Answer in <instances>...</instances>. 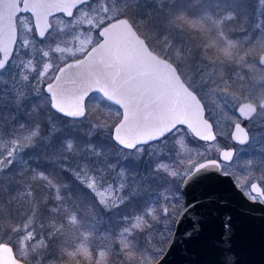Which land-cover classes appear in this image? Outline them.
Here are the masks:
<instances>
[{
    "label": "snow or ice",
    "instance_id": "1",
    "mask_svg": "<svg viewBox=\"0 0 264 264\" xmlns=\"http://www.w3.org/2000/svg\"><path fill=\"white\" fill-rule=\"evenodd\" d=\"M6 106L31 114L8 129L0 123V264H158L154 225L179 212L176 223L191 221L190 240L201 230L198 209L213 202L189 200L191 185L223 175L264 205V139L259 163L213 146L221 135L251 145L245 122L264 120V0H0ZM165 142L167 155L153 151L142 173L118 171L111 183L71 163L143 157L145 146ZM25 169L22 186L3 179ZM144 184L151 195L137 199ZM36 186L48 193L43 201L29 200ZM118 203L127 214L97 244L93 217ZM222 227L216 264H238L230 215Z\"/></svg>",
    "mask_w": 264,
    "mask_h": 264
},
{
    "label": "water",
    "instance_id": "2",
    "mask_svg": "<svg viewBox=\"0 0 264 264\" xmlns=\"http://www.w3.org/2000/svg\"><path fill=\"white\" fill-rule=\"evenodd\" d=\"M220 150L234 153L233 147ZM187 192L189 200H203L210 195L214 199L211 204L198 209L201 230L192 239L186 240L184 237V233L191 228V221L187 217L174 223L170 241L158 258V264H216L225 214L232 217V246L238 264H264V205L247 201L231 180L223 175L193 184ZM179 215L178 212L175 221L179 220Z\"/></svg>",
    "mask_w": 264,
    "mask_h": 264
},
{
    "label": "trees",
    "instance_id": "3",
    "mask_svg": "<svg viewBox=\"0 0 264 264\" xmlns=\"http://www.w3.org/2000/svg\"><path fill=\"white\" fill-rule=\"evenodd\" d=\"M185 2H187V0H181V3H185ZM205 2H207V0H205ZM199 7L200 5L197 3L189 4V10L193 12L197 11ZM146 10L152 11L151 9H147V8ZM241 35L242 33L239 30H236L233 33L234 38H238ZM30 114L31 112H28V113L25 112L24 114L12 112L10 108L6 106L4 109L0 110V123L3 124L5 129H8L14 124L16 120L23 121L27 119V116H30ZM47 118L48 117L44 118V122H46ZM114 119L115 117H113V120ZM111 122L112 121H109V123ZM59 126H60V123L56 125V127H59ZM221 139L222 138L219 136L218 137L219 142L218 143L214 142L213 146H216V145L220 146L224 144L223 140ZM147 147L148 146H145V148ZM170 147L171 145L167 146L166 148H163L160 154L167 155L168 149ZM160 154H157V155H160ZM213 155H215V153H213ZM150 159H152V157L150 158L146 157V152L143 157L139 158V160H133L131 158L124 159V158H121L117 152H113V153L105 154V156L101 158L100 160L93 159L91 163L87 165H85L83 161H73L71 163L73 165V168H75L76 164L79 163L81 167L83 166L85 168H95L101 175L105 177L108 176L110 177V179H114L113 175L117 174L118 171H125L126 174H131L132 176H136L138 173H142L144 169V163L142 162H147ZM36 163L40 164L41 167H44V168L48 167L47 162L44 160H38L36 161ZM32 166L35 167V164H33ZM109 167L111 168V171H109ZM27 171H28L27 169H25L24 172L17 170L15 173L11 174L8 177L9 179L13 180L15 183L20 184L22 186L23 180L20 179L22 176L24 180H30V177L26 175ZM3 179L7 180V178L6 179L3 178ZM70 180H71V176H66L65 182L68 183L70 182ZM144 185L137 186L133 189V194L137 199L146 198L147 196L151 195L152 189L150 188V186H148L150 189H146ZM3 187L5 188L6 192L11 191L7 183H5ZM17 191L19 192V189ZM13 194H16V193H13ZM19 194L21 195V198H22V204L24 208L26 209L28 207V201L23 200L22 192H20ZM53 194H54V190H53ZM46 195H48V193L42 190L39 186H36L35 191H33L32 196L29 197V200L33 202L36 199L43 201ZM8 198L10 199V197ZM15 207L20 208L21 205L17 204L15 205ZM174 207L179 208L180 205H174ZM127 211L128 210L125 208V205H121L119 203L115 207L105 208L103 209V211H98L97 215L93 217V221L96 223V226H97V232L99 233V235L96 237L97 244L103 243L100 237L107 235V232L105 231L106 229L111 231L113 229L118 228L119 222L122 219V214L126 215ZM177 214L178 212L176 213V215L173 217V220L171 221L161 222L159 224L154 225V231H152L149 234V239L152 241L150 246L153 248V250L158 252V258L162 255V253L164 252L165 248L167 247L170 241Z\"/></svg>",
    "mask_w": 264,
    "mask_h": 264
},
{
    "label": "rangeland",
    "instance_id": "4",
    "mask_svg": "<svg viewBox=\"0 0 264 264\" xmlns=\"http://www.w3.org/2000/svg\"><path fill=\"white\" fill-rule=\"evenodd\" d=\"M28 112H31V111H27V113ZM27 118H28V116H27ZM44 123L45 124H50V123H52V119L47 118L46 119V122H44ZM59 123L60 122L57 121L56 124H55V126L57 124H59ZM245 125L248 128H251V130H252L251 135L253 137H255V139H253V143L251 145H248V144H246V145H239V144L233 143L231 141V139H229L226 135H221L220 137L222 138L221 140H223V143L224 144H222L220 146L216 145L214 147L218 148L219 150L221 148H224V147H227V148L228 147H233L234 148V155L237 157V159L242 160L244 162H246L248 159H253L256 163H259V159L257 157H258V154L260 152V144H259V141L261 139H264V120H261L260 118H257L255 120V123L254 124H247V122H246ZM229 131H230V128H229L228 124L225 122L224 118H221L219 132L223 134V133H228ZM185 143L187 144V142H185ZM167 144H169V143L168 142H165L164 145L156 144L154 146V148H149V147L145 148L146 157H148V158L152 157L151 156V153L153 151H155L156 154H160L162 152V149L163 148H166L167 146L170 145V144L169 145H167ZM187 147L191 148V145L188 144ZM117 153L120 155L121 158H124V159L125 158H131L133 160H139V158H140L138 156H128V157H125L122 153H119V152H117ZM217 154L218 153H215V155H217ZM83 168H85V167H83ZM230 171L231 172H236L237 170H236L235 167H233L232 169H230ZM237 174H239V173H237ZM240 175H241V179L243 180L242 174H240ZM257 175H258V173H257ZM113 177L115 178L116 177V174H114ZM3 178H5V179L7 178V180L9 179V177H3ZM107 178H108V183H111L113 179H110V177H108V176H107ZM144 186L146 187V189H150L148 187L149 185L146 184Z\"/></svg>",
    "mask_w": 264,
    "mask_h": 264
},
{
    "label": "flooded vegetation",
    "instance_id": "5",
    "mask_svg": "<svg viewBox=\"0 0 264 264\" xmlns=\"http://www.w3.org/2000/svg\"><path fill=\"white\" fill-rule=\"evenodd\" d=\"M245 124H246V122H245Z\"/></svg>",
    "mask_w": 264,
    "mask_h": 264
}]
</instances>
